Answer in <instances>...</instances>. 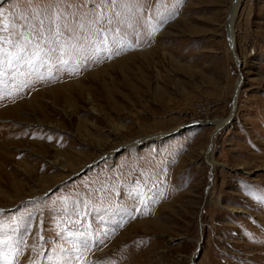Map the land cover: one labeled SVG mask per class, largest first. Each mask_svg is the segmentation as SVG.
<instances>
[{
	"label": "rangeland",
	"instance_id": "1",
	"mask_svg": "<svg viewBox=\"0 0 264 264\" xmlns=\"http://www.w3.org/2000/svg\"><path fill=\"white\" fill-rule=\"evenodd\" d=\"M137 2L140 35L106 37L135 50L0 69V264H264V0L240 2L239 66L231 0ZM62 3L0 0V23Z\"/></svg>",
	"mask_w": 264,
	"mask_h": 264
},
{
	"label": "snow or ice",
	"instance_id": "2",
	"mask_svg": "<svg viewBox=\"0 0 264 264\" xmlns=\"http://www.w3.org/2000/svg\"><path fill=\"white\" fill-rule=\"evenodd\" d=\"M87 2L88 0H85V3ZM83 6L75 4L73 0H63L62 4L47 5L38 12H29L27 16L22 17L25 20L22 31L14 30L10 33L11 26L0 23V69L7 68L19 75H24L22 69L27 68L28 75L36 74L39 79L44 80L45 76L37 69L47 63L46 58L51 59L57 53L60 57L59 65L68 70L76 62L77 56L86 50L85 46H91L93 54L106 53L109 59L112 55H119L124 47L135 50L131 42L125 45L122 40H119L114 41L118 43V49L113 53L106 37L118 31L120 27H129L137 37L140 35L138 28L142 18L138 16V13L144 9L137 0H102V3L97 0L93 9L81 14L79 10ZM2 17L3 14L0 13V20ZM72 19H76L77 27L82 32H86V35L75 34V30L68 23ZM161 22L163 21H158V23ZM114 23L117 28H108L101 33L100 29L105 25ZM62 27L73 33L70 39H61ZM26 32L30 34L26 35ZM102 34L105 36V41L97 44L93 37H99ZM149 35L154 36L155 32ZM45 45H51L47 51L44 50ZM6 46L10 50H6ZM65 56L68 59H63ZM75 67L78 69L79 64L75 63ZM3 74V71H0V75ZM52 78L51 75L47 77V79ZM26 83L27 81H22L21 86Z\"/></svg>",
	"mask_w": 264,
	"mask_h": 264
},
{
	"label": "bare ground",
	"instance_id": "3",
	"mask_svg": "<svg viewBox=\"0 0 264 264\" xmlns=\"http://www.w3.org/2000/svg\"><path fill=\"white\" fill-rule=\"evenodd\" d=\"M240 2H241V0H231L230 10L228 13V22H227L229 46H230V44L234 46V20H235V17L237 15V11H238L239 6H240ZM230 49H231V47H230ZM231 50H232V52L234 51L233 49H231ZM235 101H237L236 97L234 98V101H233V106H232V111H231L230 117L233 116L235 109H236V102ZM222 123H224V122L217 124V130H219ZM140 257L141 258L145 257V253H143L141 256H139V258ZM140 260H142V259H140Z\"/></svg>",
	"mask_w": 264,
	"mask_h": 264
},
{
	"label": "water",
	"instance_id": "4",
	"mask_svg": "<svg viewBox=\"0 0 264 264\" xmlns=\"http://www.w3.org/2000/svg\"><path fill=\"white\" fill-rule=\"evenodd\" d=\"M230 47H231V49L235 50V48H234L233 45L230 44ZM232 53H233V59H234L236 65L239 66V65H240V62H239V60H238V58H237V55L235 54V51H233ZM240 83H241V82H240ZM237 95H238V89L235 91V95H234V97H236V99H237ZM235 102H236V101H235Z\"/></svg>",
	"mask_w": 264,
	"mask_h": 264
},
{
	"label": "built area",
	"instance_id": "5",
	"mask_svg": "<svg viewBox=\"0 0 264 264\" xmlns=\"http://www.w3.org/2000/svg\"><path fill=\"white\" fill-rule=\"evenodd\" d=\"M196 108L198 111L204 112V105L202 103H198V105H196Z\"/></svg>",
	"mask_w": 264,
	"mask_h": 264
}]
</instances>
